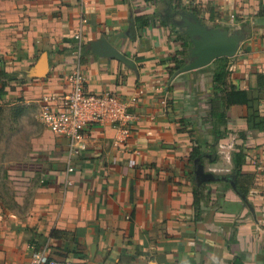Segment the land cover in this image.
<instances>
[{
  "label": "crops",
  "instance_id": "obj_1",
  "mask_svg": "<svg viewBox=\"0 0 264 264\" xmlns=\"http://www.w3.org/2000/svg\"><path fill=\"white\" fill-rule=\"evenodd\" d=\"M184 10L238 35L227 69L246 103L224 104L218 58L181 70ZM82 17L88 86L129 101L137 129L122 143L94 127L66 188V141L38 120V99L66 91ZM261 77L264 0H0V102L27 128L0 160V264L42 249L73 264H264Z\"/></svg>",
  "mask_w": 264,
  "mask_h": 264
},
{
  "label": "built area",
  "instance_id": "obj_2",
  "mask_svg": "<svg viewBox=\"0 0 264 264\" xmlns=\"http://www.w3.org/2000/svg\"><path fill=\"white\" fill-rule=\"evenodd\" d=\"M85 6L88 0H79ZM82 17L75 30L77 43L74 48L76 62L66 76V91L49 92L39 99L38 120L54 135L66 141V182L65 187L72 185L70 174L74 171V160L88 148L91 131L96 126H109L118 133V141L125 143L137 129L135 116L129 110L131 103L125 100L116 90L108 89L97 93L88 86V74L82 62L84 44V24ZM142 93L138 91L137 97ZM133 97L131 101H135ZM264 170V154L260 161ZM31 264H73L69 260L59 261L50 258L45 250L34 251Z\"/></svg>",
  "mask_w": 264,
  "mask_h": 264
},
{
  "label": "water",
  "instance_id": "obj_3",
  "mask_svg": "<svg viewBox=\"0 0 264 264\" xmlns=\"http://www.w3.org/2000/svg\"><path fill=\"white\" fill-rule=\"evenodd\" d=\"M181 22L177 25L189 38L191 45L188 48L192 58L181 70L188 71L210 64L220 57H231L236 54L238 35H228L227 31L216 27H208L203 19L193 11H182Z\"/></svg>",
  "mask_w": 264,
  "mask_h": 264
},
{
  "label": "rangeland",
  "instance_id": "obj_4",
  "mask_svg": "<svg viewBox=\"0 0 264 264\" xmlns=\"http://www.w3.org/2000/svg\"><path fill=\"white\" fill-rule=\"evenodd\" d=\"M19 109L18 105L8 106L1 104L0 102V160H4L12 155L13 150L11 149L13 140L19 142V139L23 138L22 134L26 132L25 117H18V119L13 116L14 114H19ZM19 129L23 131H19ZM23 145H27L24 140ZM3 193H6L9 198L11 197V188L7 184V181L2 177L0 179V195Z\"/></svg>",
  "mask_w": 264,
  "mask_h": 264
},
{
  "label": "trees",
  "instance_id": "obj_5",
  "mask_svg": "<svg viewBox=\"0 0 264 264\" xmlns=\"http://www.w3.org/2000/svg\"><path fill=\"white\" fill-rule=\"evenodd\" d=\"M217 62L219 63V67L214 73V81L216 83H219L220 86L224 87L223 95H222L224 104L226 106H230L234 104L246 103L247 102L246 92L244 90L236 89V87L234 86L231 80V72L229 69H227L228 57H220L217 59ZM259 83L262 88L264 85V81L262 77ZM4 95H5V92L2 91V89H0V97H3ZM199 153H200L199 147L195 146L191 154V159L194 160L198 156ZM195 203L196 204L198 203V195H196V193H195Z\"/></svg>",
  "mask_w": 264,
  "mask_h": 264
}]
</instances>
